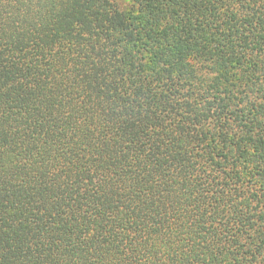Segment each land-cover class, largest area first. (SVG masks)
<instances>
[{
    "label": "trees",
    "instance_id": "obj_1",
    "mask_svg": "<svg viewBox=\"0 0 264 264\" xmlns=\"http://www.w3.org/2000/svg\"><path fill=\"white\" fill-rule=\"evenodd\" d=\"M121 3L0 0V264H264V0Z\"/></svg>",
    "mask_w": 264,
    "mask_h": 264
},
{
    "label": "rangeland",
    "instance_id": "obj_2",
    "mask_svg": "<svg viewBox=\"0 0 264 264\" xmlns=\"http://www.w3.org/2000/svg\"><path fill=\"white\" fill-rule=\"evenodd\" d=\"M117 2H120V3L122 2V3H124V0H117ZM122 3H121V4H122Z\"/></svg>",
    "mask_w": 264,
    "mask_h": 264
}]
</instances>
